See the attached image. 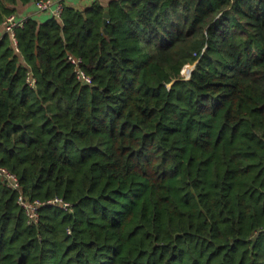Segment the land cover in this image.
<instances>
[{
    "label": "trees",
    "instance_id": "16d2710c",
    "mask_svg": "<svg viewBox=\"0 0 264 264\" xmlns=\"http://www.w3.org/2000/svg\"><path fill=\"white\" fill-rule=\"evenodd\" d=\"M15 34L0 166L71 207L30 223L0 175V264H264V0L65 4Z\"/></svg>",
    "mask_w": 264,
    "mask_h": 264
},
{
    "label": "built area",
    "instance_id": "2783aa9c",
    "mask_svg": "<svg viewBox=\"0 0 264 264\" xmlns=\"http://www.w3.org/2000/svg\"><path fill=\"white\" fill-rule=\"evenodd\" d=\"M35 4L39 12H47L51 16L60 19L66 3L64 0H36ZM30 18L31 17L29 16L18 17L15 13H13L7 16L3 21L5 32L11 34L15 45L17 44L15 34L16 29L22 27ZM16 48L18 49V47ZM68 60L74 65L77 78L81 82L85 84L93 83L92 76L87 74V72L81 67L82 58L70 54L68 56ZM28 80L31 86H35L36 80L33 76L29 75ZM0 175L6 180L7 184L11 188L18 191V202L25 209L28 221L30 223H37L39 221V209L44 205H58L65 209L71 207V203L62 197H55L47 201H41L39 199L30 200L24 195L19 177L14 172L6 167L0 166Z\"/></svg>",
    "mask_w": 264,
    "mask_h": 264
},
{
    "label": "crops",
    "instance_id": "0c3cea01",
    "mask_svg": "<svg viewBox=\"0 0 264 264\" xmlns=\"http://www.w3.org/2000/svg\"><path fill=\"white\" fill-rule=\"evenodd\" d=\"M66 4L83 9L87 6H90L95 1H100L103 5H107L110 0H64ZM36 1H31L28 4H21L19 3L16 6L15 14L18 17H24L29 16L31 18H34L38 21H45L47 18H49L50 14L47 12H39L36 8ZM5 33V28L3 24H0V39ZM18 50V49H17Z\"/></svg>",
    "mask_w": 264,
    "mask_h": 264
},
{
    "label": "rangeland",
    "instance_id": "374dc122",
    "mask_svg": "<svg viewBox=\"0 0 264 264\" xmlns=\"http://www.w3.org/2000/svg\"><path fill=\"white\" fill-rule=\"evenodd\" d=\"M192 67H193V66L190 65V66H187V68H185V70H184L185 75H189V74H190V71H191Z\"/></svg>",
    "mask_w": 264,
    "mask_h": 264
},
{
    "label": "water",
    "instance_id": "95a60500",
    "mask_svg": "<svg viewBox=\"0 0 264 264\" xmlns=\"http://www.w3.org/2000/svg\"><path fill=\"white\" fill-rule=\"evenodd\" d=\"M108 18H109V13L105 14V22H108Z\"/></svg>",
    "mask_w": 264,
    "mask_h": 264
}]
</instances>
